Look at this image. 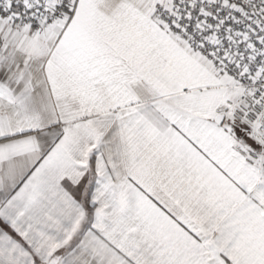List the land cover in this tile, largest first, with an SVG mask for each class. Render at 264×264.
Listing matches in <instances>:
<instances>
[{
  "label": "snow or ice",
  "instance_id": "1",
  "mask_svg": "<svg viewBox=\"0 0 264 264\" xmlns=\"http://www.w3.org/2000/svg\"><path fill=\"white\" fill-rule=\"evenodd\" d=\"M0 264H264V0H0Z\"/></svg>",
  "mask_w": 264,
  "mask_h": 264
}]
</instances>
